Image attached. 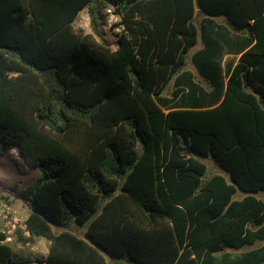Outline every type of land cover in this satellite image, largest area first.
<instances>
[{"label": "trees", "instance_id": "16d2710c", "mask_svg": "<svg viewBox=\"0 0 264 264\" xmlns=\"http://www.w3.org/2000/svg\"><path fill=\"white\" fill-rule=\"evenodd\" d=\"M96 1L115 49L74 29ZM0 139L40 172L17 195L40 264H264V0H0Z\"/></svg>", "mask_w": 264, "mask_h": 264}, {"label": "rangeland", "instance_id": "374dc122", "mask_svg": "<svg viewBox=\"0 0 264 264\" xmlns=\"http://www.w3.org/2000/svg\"><path fill=\"white\" fill-rule=\"evenodd\" d=\"M104 6L98 5L96 1L90 9L82 10L74 22L75 31L82 34H91L96 40L107 41L113 49L116 47L115 34L120 31L117 27L119 22L118 16L114 14L113 8L108 4ZM94 15L95 31L91 22ZM201 14L196 22L199 21ZM218 23L227 26L224 17L214 18ZM229 27V26H228ZM230 28V27H229ZM201 47V42L198 40L196 46L189 52L187 56L186 67L184 70L190 71L194 74L195 81L203 84L201 77L197 74L194 67L190 63L191 54ZM173 90L170 84L164 91L165 97H170ZM207 166L206 178L213 175H223L227 180L229 176L223 171L212 158L203 159ZM40 177V172L25 163L23 158L14 147L5 146L0 139V233L7 236L6 243L11 247L14 254L31 261L34 264H40L46 259L48 253L49 242L45 239H40L35 242H28L25 238H20V235L27 237L24 233V221L30 213L29 205L17 198L18 193L27 186L33 184ZM230 182V181H229ZM243 193H236L234 199H241ZM258 198H264L263 195L258 194ZM73 232L83 238L85 227L73 226ZM54 232H60L61 229L53 228ZM259 245H254L250 248H255ZM242 250H228L237 254Z\"/></svg>", "mask_w": 264, "mask_h": 264}, {"label": "crops", "instance_id": "0c3cea01", "mask_svg": "<svg viewBox=\"0 0 264 264\" xmlns=\"http://www.w3.org/2000/svg\"><path fill=\"white\" fill-rule=\"evenodd\" d=\"M220 18V17H219ZM229 28V27H228ZM202 46V45H201ZM201 48V47H200ZM199 48V49H200ZM195 52V51H194ZM238 59H239V56H232V55H226L224 58H223V61H222V66L223 67H225L226 66V64H230V63H233V65H235L236 63H237V61H238ZM191 63V62H190ZM194 75V74H193ZM224 171V170H223ZM225 172V171H224ZM226 173V172H225ZM207 174V173H206ZM228 174V173H227ZM221 176H223V175H221ZM229 176V175H228ZM224 177V176H223ZM205 178H206V176H205ZM225 178V177H224ZM226 179V178H225ZM226 181L228 182V183H231V180H230V177H229V180H227L226 179ZM230 181V182H229ZM236 193H243L242 191H240L239 189H237V191H236ZM235 193V194H236ZM234 194V195H235ZM258 194H261V195H263L264 196V194L263 193H256V194H254V196L255 197H257V195ZM245 195V193H243V196ZM233 198H234V196H233ZM258 198V197H257ZM259 200H261V201H263L264 202V198L262 199V198H258Z\"/></svg>", "mask_w": 264, "mask_h": 264}, {"label": "water", "instance_id": "95a60500", "mask_svg": "<svg viewBox=\"0 0 264 264\" xmlns=\"http://www.w3.org/2000/svg\"><path fill=\"white\" fill-rule=\"evenodd\" d=\"M201 13H202V12H201V11H199V12H198V16H199Z\"/></svg>", "mask_w": 264, "mask_h": 264}]
</instances>
